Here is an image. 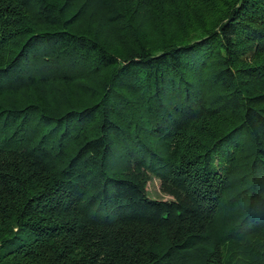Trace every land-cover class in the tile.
I'll return each instance as SVG.
<instances>
[{"label": "trees", "instance_id": "1", "mask_svg": "<svg viewBox=\"0 0 264 264\" xmlns=\"http://www.w3.org/2000/svg\"><path fill=\"white\" fill-rule=\"evenodd\" d=\"M128 1L0 0V264H264V0Z\"/></svg>", "mask_w": 264, "mask_h": 264}, {"label": "rangeland", "instance_id": "2", "mask_svg": "<svg viewBox=\"0 0 264 264\" xmlns=\"http://www.w3.org/2000/svg\"><path fill=\"white\" fill-rule=\"evenodd\" d=\"M139 0H129L128 4H126L127 9H130L131 12H125L124 10V14L127 16L128 14V18H130V16L133 13V8L137 7V4L135 2H138ZM226 1L228 0H223L222 2H219L216 6L218 8L222 7V4H224ZM230 1V0H229ZM133 7V8H132ZM142 11H140V13H138V11H136L133 15V18L136 22L138 23H142V27L147 26L148 24H150L151 22L156 23V25H163L164 28V22H168L166 21L167 19L163 16H154L153 15V9L151 11H147L148 9L146 7H142ZM147 11V12H146ZM217 12H214L213 17L211 18V15L208 14L207 12H205V10H201L199 12V15L201 16V19L205 20V21H216L217 18H219L220 16L218 14H216ZM97 14V15H96ZM196 15V14H195ZM192 16V15H190ZM102 15L101 13H95L94 11H92V9H90L88 15L83 19L82 23L79 24V26L77 27V30L79 32H83V33H89L90 36L93 37H97L98 39L101 40V42H103L107 47H111L110 49H114V51H118L121 49H125L124 45L122 43V41L119 39V35L120 33H118V31L116 30V32L114 30H111V27L104 24L103 21L101 20ZM194 17L193 21H195ZM208 18V19H206ZM210 18V19H209ZM134 21V22H135ZM209 21V22H210ZM211 21V22H212ZM128 24V23H126ZM104 25V26H103ZM171 26V25H170ZM150 30V29H149ZM165 33L172 31L174 32L175 29L169 28L167 31L165 29H162ZM155 40H159L160 38H156L154 37ZM160 181L156 178H153L149 183H148V187L146 190H148V194L151 198L154 199H159V200H168L169 198L161 193V189H160Z\"/></svg>", "mask_w": 264, "mask_h": 264}]
</instances>
